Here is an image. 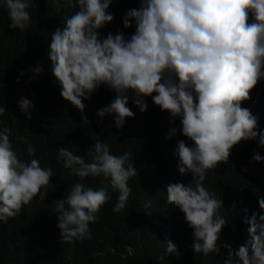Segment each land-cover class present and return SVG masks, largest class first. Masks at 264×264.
Listing matches in <instances>:
<instances>
[{
    "label": "clouds",
    "instance_id": "9594fccd",
    "mask_svg": "<svg viewBox=\"0 0 264 264\" xmlns=\"http://www.w3.org/2000/svg\"><path fill=\"white\" fill-rule=\"evenodd\" d=\"M53 2L57 12L65 5L79 8L51 35L48 45L51 73L62 98L83 114L82 101L106 86L116 93V99L99 109L97 116L101 120L113 117L117 128L134 117L127 107L129 90L140 112L147 109L141 97H152L161 111L179 118L182 135L194 143L178 142L173 155L178 158L179 172H190L193 183L187 187L169 184L166 194L168 204L184 213L193 230V252L208 256L227 248L225 264H264V198L258 200L261 214L253 212L249 218L244 210L249 239L233 252L230 245L217 243L228 223L218 212L222 200L203 186L207 170L227 162L230 150L242 140L258 138V146L264 148V132L257 131L259 117L241 107L264 80V0H140V8L129 10L122 20L125 29L135 23L129 40L119 32L103 40L98 36V30L113 20L108 12L112 0ZM0 7L7 9L9 29L27 30L33 0H0ZM249 15L252 23H247ZM32 71L34 78L43 69L37 66ZM18 106L31 119V101L21 98ZM4 113L5 107L0 106V116ZM82 121L88 123L83 115ZM10 133L8 127H0V222L5 223L37 195L43 200L47 192L41 189L53 176L52 169L42 168L37 159L18 158ZM172 135L174 131L165 139ZM26 151L29 157L34 155L31 144ZM58 152V161L81 181L89 176L110 179L118 193L113 211L125 208L131 193L128 182L138 174L130 153L113 155L105 142L87 151L88 162L65 147ZM253 160L260 163L264 157L257 152ZM109 199L103 188L93 190L78 182L55 201L63 243L91 239L89 225ZM164 244L160 260L168 254L180 255L172 241Z\"/></svg>",
    "mask_w": 264,
    "mask_h": 264
},
{
    "label": "trees",
    "instance_id": "16d2710c",
    "mask_svg": "<svg viewBox=\"0 0 264 264\" xmlns=\"http://www.w3.org/2000/svg\"><path fill=\"white\" fill-rule=\"evenodd\" d=\"M33 3L25 31L9 29L7 9L0 7V106L5 107L0 127L11 130L10 140L19 159L35 158L42 168H51L53 176L41 189L47 192L43 200L37 195L17 216L7 223L0 222V264H225L227 248L208 256L193 252V230L187 226L184 213L167 202L169 184L187 187L193 183L190 172H179L178 158L173 155L178 142L184 141L188 146L194 143L182 135L180 119L161 111L152 97H141L147 109L140 112L129 90L127 107L134 117L126 118L124 127L117 128L113 117L101 120L97 116L99 109L116 99V93L104 85L91 94L90 100L82 101L83 114L65 101L51 73L48 45L51 35L79 8L65 5L57 12L53 0ZM140 6V0H112L108 12L113 20L98 30L99 38L103 40L110 33L115 36L119 32L125 40L131 39L135 23L125 29L122 20L129 10ZM252 22L249 15L247 23ZM37 66L43 71L33 78L32 70ZM21 98L33 105L31 119L18 106ZM241 107L259 117L257 131L264 132V80L250 91L249 99L242 101ZM173 131L175 135L165 139ZM97 142L107 143L113 155L130 153L137 169V176L128 182L129 199L119 213L113 211L118 193L111 188L110 179L89 176L81 181L57 159L58 149L65 147L88 162L86 153ZM29 144L34 148L32 157L26 151ZM257 152L264 157L258 138L242 140L230 150L227 162L207 170L203 182L207 190L222 200L218 212L228 221L217 243L230 245L233 252L249 239L244 210H248L249 218L253 212H262L258 200L264 198V161L253 160ZM78 182L93 190L103 188L110 199L101 206L95 223L89 225L91 239L63 243L54 202L63 199ZM169 240L178 246L180 255L168 254L160 260L166 249L164 243Z\"/></svg>",
    "mask_w": 264,
    "mask_h": 264
}]
</instances>
